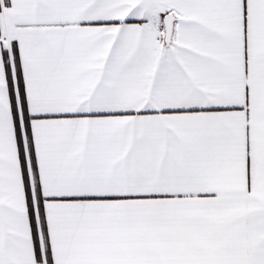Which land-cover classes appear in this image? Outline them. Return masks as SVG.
I'll return each mask as SVG.
<instances>
[{"label": "snow or ice", "instance_id": "1", "mask_svg": "<svg viewBox=\"0 0 264 264\" xmlns=\"http://www.w3.org/2000/svg\"><path fill=\"white\" fill-rule=\"evenodd\" d=\"M0 264H264V0H0Z\"/></svg>", "mask_w": 264, "mask_h": 264}]
</instances>
